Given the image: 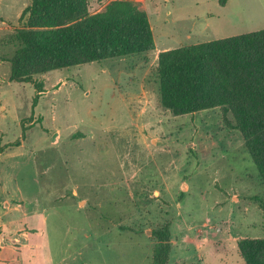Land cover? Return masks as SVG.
<instances>
[{"label": "rangeland", "instance_id": "374dc122", "mask_svg": "<svg viewBox=\"0 0 264 264\" xmlns=\"http://www.w3.org/2000/svg\"><path fill=\"white\" fill-rule=\"evenodd\" d=\"M115 1L145 11L153 51L25 83L9 60L31 0H0V264H151L164 224L168 264H243L237 243L264 239V186L242 135L219 108L170 113L153 72L162 49L264 30V0H88V13Z\"/></svg>", "mask_w": 264, "mask_h": 264}, {"label": "trees", "instance_id": "16d2710c", "mask_svg": "<svg viewBox=\"0 0 264 264\" xmlns=\"http://www.w3.org/2000/svg\"><path fill=\"white\" fill-rule=\"evenodd\" d=\"M19 21L23 27L12 38L9 60L14 82L155 48L147 14L131 1L90 15L88 0H31ZM153 75L160 104L173 115L219 108L225 127L241 133L264 186V30L163 51ZM258 202L264 210V196ZM152 234L151 264H168L169 224ZM237 251L243 264H264V239L240 240Z\"/></svg>", "mask_w": 264, "mask_h": 264}, {"label": "crops", "instance_id": "0c3cea01", "mask_svg": "<svg viewBox=\"0 0 264 264\" xmlns=\"http://www.w3.org/2000/svg\"><path fill=\"white\" fill-rule=\"evenodd\" d=\"M162 50H170V49L167 48V49H162Z\"/></svg>", "mask_w": 264, "mask_h": 264}]
</instances>
